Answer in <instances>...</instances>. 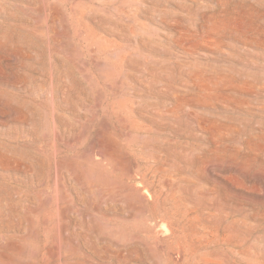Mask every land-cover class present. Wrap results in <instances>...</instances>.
<instances>
[{"label": "rangeland", "instance_id": "1", "mask_svg": "<svg viewBox=\"0 0 264 264\" xmlns=\"http://www.w3.org/2000/svg\"><path fill=\"white\" fill-rule=\"evenodd\" d=\"M0 264H264V0H0Z\"/></svg>", "mask_w": 264, "mask_h": 264}]
</instances>
